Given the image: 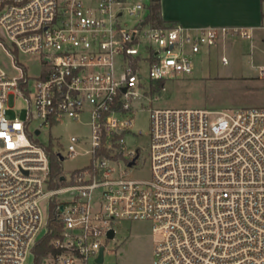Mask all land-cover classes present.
<instances>
[{
  "label": "built area",
  "instance_id": "2783aa9c",
  "mask_svg": "<svg viewBox=\"0 0 264 264\" xmlns=\"http://www.w3.org/2000/svg\"><path fill=\"white\" fill-rule=\"evenodd\" d=\"M148 5L0 0V44L19 72L0 64V264H26L53 209L61 228L42 264H106L115 223L124 219L153 222L151 264H264V106L153 108L151 177L129 176L141 153L125 136L143 72L150 81L186 77L205 48L229 35L251 37L246 29L156 25ZM261 28L264 42V18ZM20 55L38 60L40 74L32 76ZM19 97L27 112L12 118ZM83 117L91 140L72 135L67 156L88 144L90 162L63 170L56 186L39 136L63 118Z\"/></svg>",
  "mask_w": 264,
  "mask_h": 264
},
{
  "label": "rangeland",
  "instance_id": "374dc122",
  "mask_svg": "<svg viewBox=\"0 0 264 264\" xmlns=\"http://www.w3.org/2000/svg\"><path fill=\"white\" fill-rule=\"evenodd\" d=\"M148 1V0H146ZM0 28V36H4ZM195 68L191 75L176 79H167L164 88L151 94V81L146 71L145 90L136 89L138 97L132 100L133 110L129 117L134 118L129 135L125 136L128 148L138 149L140 158L137 165L129 170L132 178L148 179L151 177L149 144L151 133V110L169 107H202L210 109H231L248 106H264V78L260 75V64H264V53L250 54L247 41L233 45L219 42L205 48L196 56ZM226 57L227 62H223ZM19 60L28 66L32 76L40 74L38 60L20 55ZM12 57L0 44V64L11 75L19 72L13 68ZM27 102L17 98L15 106L8 110L12 118H24ZM38 124V123H36ZM80 135L88 143L91 131L86 118L76 121L63 118L52 128H43L39 138L54 151L61 150L66 158L62 161L64 173L82 169L90 162L91 155L86 153L87 145L80 146L81 153L74 158L67 156V149L72 135ZM115 240H109L105 255L106 264H151L154 259V246L159 233L154 231L151 220H119ZM26 264H34V254L29 253Z\"/></svg>",
  "mask_w": 264,
  "mask_h": 264
},
{
  "label": "crops",
  "instance_id": "0c3cea01",
  "mask_svg": "<svg viewBox=\"0 0 264 264\" xmlns=\"http://www.w3.org/2000/svg\"><path fill=\"white\" fill-rule=\"evenodd\" d=\"M160 2L162 17L167 23L179 24L191 30L206 27H226L231 31L246 29L251 33L250 38L229 35L221 42L233 45L244 40L248 42L251 55L264 53L261 28L264 0H160Z\"/></svg>",
  "mask_w": 264,
  "mask_h": 264
},
{
  "label": "trees",
  "instance_id": "16d2710c",
  "mask_svg": "<svg viewBox=\"0 0 264 264\" xmlns=\"http://www.w3.org/2000/svg\"><path fill=\"white\" fill-rule=\"evenodd\" d=\"M149 13L148 19L156 25H164L167 22L164 21L161 12V2L160 0H149ZM164 79L152 80L150 84L149 93L154 94L160 92L164 88ZM50 150V159L52 167V178L55 179L54 184L59 186L65 181L61 180V174L63 173L62 161L58 157L51 147L48 146ZM49 230L44 234L41 239L37 242L35 247H33V254H35V264H42L44 257L50 252L54 251V247L51 244V240L59 234L61 228L60 213L56 210L51 211V215L48 222Z\"/></svg>",
  "mask_w": 264,
  "mask_h": 264
},
{
  "label": "water",
  "instance_id": "95a60500",
  "mask_svg": "<svg viewBox=\"0 0 264 264\" xmlns=\"http://www.w3.org/2000/svg\"><path fill=\"white\" fill-rule=\"evenodd\" d=\"M37 132H39V130H37ZM133 163V161H131L129 164L131 165ZM64 178V177H63ZM108 235H109V237H114V235H115V232H114V229H111L110 231H109V233H108ZM102 252H103V249L101 250V255H100V261L103 259V254H102Z\"/></svg>",
  "mask_w": 264,
  "mask_h": 264
}]
</instances>
